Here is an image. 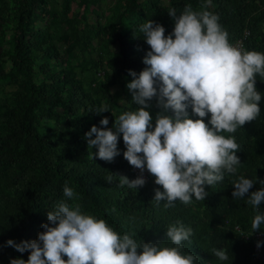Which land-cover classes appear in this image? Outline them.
<instances>
[{
    "label": "trees",
    "instance_id": "16d2710c",
    "mask_svg": "<svg viewBox=\"0 0 264 264\" xmlns=\"http://www.w3.org/2000/svg\"><path fill=\"white\" fill-rule=\"evenodd\" d=\"M170 2L177 7V15L186 5L201 11L202 5L207 4L206 10L216 14L229 33L230 43L244 39L247 51L264 53V0ZM124 3L129 24L124 32L112 34V42L120 46V56L115 63L109 62L114 75L124 81L128 105L122 113L136 108L126 87L132 80L128 71L138 74L146 67L143 58L150 48L139 28L149 16L158 13L160 0L146 3L124 0ZM44 10L43 0H26L11 39L14 53L0 49V59L9 55L12 63L11 69L0 63V82L16 90L12 105L0 104V264H10L13 258L28 259V252H17L6 246V241L36 239L44 231L41 225L47 223V210H53L60 200L66 199L63 196L66 182L77 193L74 202L81 205L82 211L105 219L121 234L133 232L144 242L171 246L165 233L169 225L179 220L193 229L191 243H183L185 252L200 257L196 264H257L251 237L256 233L264 236V225L252 234L255 213L246 198L233 199L231 184L239 175L264 180V77H256V88L262 97L259 117L233 134L240 145L237 155L242 163L237 173H226L222 183L206 186L209 195L203 201L193 197L189 205L177 200L172 207H165L164 201L157 204L153 200L155 189H163L155 184L152 175L138 190L119 186L115 174L136 178L133 167L123 157L126 149L122 134L118 143L120 155L113 162L91 158V151L97 149H88L84 134L92 125L102 127L100 120L105 116L109 119L107 127L111 128L117 116L95 114L100 108L95 100L70 71L61 68L66 53L60 54V47L49 31L36 24L35 18ZM3 14L1 10L0 18ZM77 33L74 29L72 36ZM150 111L153 115L158 111L155 101ZM39 114L53 122L50 136L39 133ZM58 140L64 148L58 147ZM109 176L113 177L111 183L107 180ZM260 188L259 183L254 184L250 192ZM260 211L264 212V202ZM214 248L226 249L229 260L219 261L212 255Z\"/></svg>",
    "mask_w": 264,
    "mask_h": 264
},
{
    "label": "clouds",
    "instance_id": "9594fccd",
    "mask_svg": "<svg viewBox=\"0 0 264 264\" xmlns=\"http://www.w3.org/2000/svg\"><path fill=\"white\" fill-rule=\"evenodd\" d=\"M207 7L195 11L189 4L179 15L170 9L174 28L168 35L163 25L151 19L140 26L150 50L143 58V70L128 71L132 80L126 87L135 110L124 111L111 128L105 116L100 120L102 127L92 125L84 134L88 149H97L91 151V158L106 162L120 155L122 134L123 157L141 175L129 179L115 174L119 186L138 190L146 184L143 173L147 170L163 189H155L153 200L164 201L165 207L177 200L189 205L193 197L203 201L209 195L206 186L222 183L226 173L235 175L242 163L233 134L256 120L261 111L256 77H264V53L230 43L219 17ZM153 101L158 109L155 115L150 111ZM105 112L109 110L102 105L94 113ZM112 179L107 178L109 183ZM257 183L261 188L250 192ZM231 185L233 199L246 198L255 213L252 234L260 231L264 180L239 175ZM63 196L66 199L47 210V223L41 225L44 231L36 239L6 241L17 252L29 253L27 260L13 258L10 264H196L200 259L184 251L183 242L191 243L193 229L179 220L165 233L171 246L144 242L136 238L137 233L121 234L105 219L82 211L74 202L77 193L67 182ZM212 255L222 262L229 260L223 248H214Z\"/></svg>",
    "mask_w": 264,
    "mask_h": 264
},
{
    "label": "rangeland",
    "instance_id": "374dc122",
    "mask_svg": "<svg viewBox=\"0 0 264 264\" xmlns=\"http://www.w3.org/2000/svg\"><path fill=\"white\" fill-rule=\"evenodd\" d=\"M43 1L45 10L35 18L36 24L49 31L53 41L60 47V54L66 53L65 63L60 64L61 68L72 73L99 107L107 106L109 112L105 113L118 117L128 105L127 93L122 86L124 81L114 75L109 62L115 63L120 56V46L112 42V34L120 30L124 32L129 24L124 0ZM25 2L26 0H0V12L3 10L4 13L0 18V49L7 54L14 53L11 39L18 22L17 16ZM140 2L146 3L147 0H139ZM172 8L177 10L170 0H160L158 13H153L147 19L163 25L165 35L174 28V21L168 15ZM139 18L140 15L137 20ZM74 29L78 33L73 37ZM8 57L9 55L0 59V63L6 69H11L12 63ZM15 93V88L0 82V104L12 105ZM57 110L61 112L60 109ZM37 119L39 133L50 136L49 130L54 125L53 122L42 118L40 114ZM57 144L61 149L65 147L60 140Z\"/></svg>",
    "mask_w": 264,
    "mask_h": 264
},
{
    "label": "built area",
    "instance_id": "2783aa9c",
    "mask_svg": "<svg viewBox=\"0 0 264 264\" xmlns=\"http://www.w3.org/2000/svg\"><path fill=\"white\" fill-rule=\"evenodd\" d=\"M246 36H247V33H246L245 37ZM232 44L236 45L237 47H241L244 50H247L245 43H244V39L237 40L236 42H233ZM133 172H134L136 177L141 175L139 169L133 168ZM143 176H144L146 182H148L150 174L147 172V170L144 171ZM251 239L254 243V253H255L256 263L257 264H264V236L256 233L251 237ZM257 242L260 243L259 247H257Z\"/></svg>",
    "mask_w": 264,
    "mask_h": 264
}]
</instances>
